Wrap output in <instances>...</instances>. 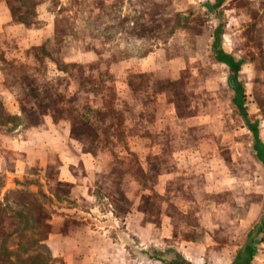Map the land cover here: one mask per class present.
<instances>
[{"label": "crops", "instance_id": "obj_1", "mask_svg": "<svg viewBox=\"0 0 264 264\" xmlns=\"http://www.w3.org/2000/svg\"><path fill=\"white\" fill-rule=\"evenodd\" d=\"M113 1L0 0V113L21 114L20 95L6 80L2 59L22 64L30 49L44 46L51 51L61 17L80 26L76 3ZM233 1H203L211 5L213 14L208 15L222 17L219 30L208 27L207 37L194 38L189 62L191 81L201 80L199 90L210 96L204 98L203 112L193 108L181 112L173 102L165 110V93L150 87L137 92L130 76L159 78L164 62L151 51L140 59L110 63L107 78L94 67L97 75L87 87H82L77 73L74 84L58 89L74 109L66 119L46 113L32 126L0 125L10 130L0 136V203L11 192L44 197L47 223L53 228L44 241L51 264H264V66L254 49L253 56H246L234 38L250 29L256 36L264 29V0H243L256 9L255 17L247 19L234 8L220 11ZM214 47L229 64L218 62ZM50 59L47 75L57 78L62 72ZM95 60L94 53L79 49L65 63ZM176 62L179 71L184 69ZM203 69L209 74L198 76ZM25 70L32 85L46 83L33 70ZM174 73L172 79L179 80ZM103 85L110 95L99 89ZM217 94L221 98L216 99ZM90 100L102 107L99 122L105 115L115 128L111 121L124 118L125 139L120 144L94 150L96 144L92 146L75 109L78 102ZM145 102L152 106L149 120L141 109ZM73 117H78L76 122ZM165 123L170 127L165 129ZM162 130L174 132L175 138L163 139ZM145 133L156 134L158 140L147 143ZM132 155L140 177L124 169L117 186L124 191L126 204L117 207L107 186L115 178L113 171L122 162L127 165ZM151 157L158 159L155 172ZM56 185L68 191L58 193ZM149 188L160 200L154 217L142 208L143 197L153 194ZM5 218L1 222L9 226ZM9 220L13 229L7 233L18 226L17 219Z\"/></svg>", "mask_w": 264, "mask_h": 264}, {"label": "rangeland", "instance_id": "obj_2", "mask_svg": "<svg viewBox=\"0 0 264 264\" xmlns=\"http://www.w3.org/2000/svg\"><path fill=\"white\" fill-rule=\"evenodd\" d=\"M203 1L204 0H195L194 3L192 0H128L126 4H124L122 0H116L112 3L84 2L82 9L84 17L88 18V20L86 19L84 22V27L85 31H87L86 34H88L89 37L84 39L85 45L81 48V50H84L87 53L90 52L91 54L94 53L96 60L94 62L87 63H94L92 64L89 73H87L81 67H78L79 69L76 68L72 70L70 85L71 83L74 84V77L78 73V77H81V81H83L82 87H87V84L92 83L97 75V72L94 71V67H98L100 69L101 74H99V76L102 75V77L107 78L109 75L107 73L108 65L114 59L117 60L123 58V54H126L127 57L133 59H140L149 55L151 51H154L157 55L155 57L164 62L159 66L158 69L159 78L158 80H153L154 78L151 79V76L148 74L130 76L131 81H134L135 83L134 88H137V92L146 90L147 87H150L153 89V91L165 93L163 105L165 110H167L169 108V104L171 106V103L173 102L181 112L183 110H187L188 108H193L198 112H203L205 109L204 98L208 99L209 95L205 94L204 91L202 92L199 90V82L202 83V81L198 80L199 82L194 84L190 79L191 74H189V66L191 65L189 62L191 61L195 52L194 38H197V36H205L206 33H208V31H205V29H208V27L213 26L218 30L220 27H222V17L220 19L219 15H215V20L210 15H208V13L213 14L211 5H205V2ZM218 6L219 4L216 5L217 8ZM217 8H215L216 13ZM232 8H234L235 12L240 10L245 19L248 17H255L256 9L253 8L252 4L244 2L243 0H234L233 2H228L225 4V6H223V8L220 9V11L226 12L228 10H232ZM123 13L126 14L125 17L122 18L121 15ZM262 21L264 24V18ZM250 30L245 31L243 34H240L236 37L234 36L236 44L240 45L241 50L245 52L246 56H253L254 52H252V50L254 49L258 54L259 59L261 58L258 60L259 65L263 67L264 29H259L256 36H254L253 31ZM120 51H122V54L119 53ZM97 55H100V58H97ZM98 59L100 60L99 62ZM175 59L176 61L181 62V67L184 69L179 71L180 68L177 66L178 62L175 61L176 65L172 62ZM124 60H119L117 62ZM174 71V74L176 75L177 73L180 77L179 80L172 79V73ZM208 74V70L203 69L198 73V76H207ZM134 83H132V85ZM77 87L79 86L77 85ZM101 87L102 86H100L99 89L105 96L110 95L109 89L108 87L106 88V85H103L105 88ZM58 89H60V87L56 89V93H58ZM194 93L197 94L196 96H198V98H194ZM215 98L219 99L221 98V95L217 94ZM62 100L65 105H69L63 98ZM93 102L94 106L97 101ZM145 103L147 104L142 105L141 109L143 110V113H145L146 117L148 116L149 120L152 106L148 102ZM98 104L100 103L98 102ZM127 109H129L128 106ZM184 116L185 115H183L182 118ZM73 118H75L74 120L76 122L77 117ZM102 118L103 120L101 119L100 122L103 124L100 123L101 126L103 129H109V126H111L109 125L110 119L108 120L105 115ZM115 119H117V121H111L116 126L115 128H112L111 126L115 135L110 134L107 140V143L111 145H118L125 139V132L123 131V128L125 127L123 121L124 118L120 116ZM78 121L83 126L82 129H84L88 134L92 146L96 144V149H104V147L101 148V146L104 145L102 144L101 140H99L98 133H94L93 131L91 132L90 127L83 125L86 120L79 118ZM163 125L166 129L170 127L171 124L165 123ZM174 125H177V123H173V126ZM161 134L163 135V139L169 140V138H175L173 136L174 132L171 133L167 130H162ZM143 136L148 140L147 143L153 139H155V141L158 140L156 134L154 135L145 133ZM135 157V155H132V157L127 162V165H124V162H122V164H120V168H116L113 171L112 177H115L114 179L118 180L119 185L125 177L124 169L126 167H128L129 172H131L133 175H138L140 177L139 166L137 165ZM160 158H162V156ZM150 159L152 161L150 165L152 170L155 172L159 167V165L157 166L158 159L153 157ZM154 175L155 173L151 174L150 177H154ZM149 179L151 182V178ZM107 188L109 189V194L117 207H122L126 204L125 199L121 201L123 194L121 193L122 190L119 186L112 187L110 185L107 186ZM54 189L58 193H65L68 191L66 187L61 185H56ZM12 198L15 199L16 197L12 196ZM20 200H22V198ZM159 201L158 194L153 191V194L143 197L142 208H149L151 213L150 216L156 215L160 205ZM5 217L7 218H5V221H9V226H5L6 224L3 225L1 222L0 229L6 234H11L12 232L7 233L6 230L8 228L13 229L12 221L9 220L13 217L8 215Z\"/></svg>", "mask_w": 264, "mask_h": 264}, {"label": "trees", "instance_id": "obj_3", "mask_svg": "<svg viewBox=\"0 0 264 264\" xmlns=\"http://www.w3.org/2000/svg\"><path fill=\"white\" fill-rule=\"evenodd\" d=\"M83 5L84 2L76 3L75 5L77 7L75 16L81 20L80 26L75 20H69L65 17H61L57 21L55 41L51 51L47 47L45 51L44 46L30 49L27 53L26 62L22 64H15L14 61L1 60V68L6 80L11 81L10 85L20 95L18 101L21 114L20 116H13L1 111L0 125L10 124V127L12 125L28 127L41 123L43 115L46 113H52L54 118L57 119H66L72 111L74 112L73 107L65 105L62 102L63 100L56 93V89L61 86L70 85L72 70L81 67L89 73L92 64H94L86 63L84 65H78L76 63H65V60L71 57L74 52L79 49L81 50L85 45L84 39L89 37L84 27V22L88 18L84 17ZM14 16L16 15L14 14ZM217 43L219 41L216 38L214 46ZM215 47L213 50L218 62L229 64V62H226L228 59L224 56L223 52ZM119 53L122 54V51ZM97 58H100V55H97ZM128 58L130 57L123 54V58L114 59L111 63ZM46 59L53 60L58 64L59 70L62 72L61 76L57 78L48 77ZM26 68L33 70L37 75H41L46 80V83L41 86L32 85L27 76ZM93 103L91 100L80 102L76 105L75 109H78L77 114L79 118L86 120L83 125L90 127L91 132L98 133L99 140H101L103 145H107L108 136L110 134L115 135V133L112 130L103 129L99 122L98 114L102 110V107L98 102L94 106ZM125 105L126 102H123L121 104L122 108H125ZM9 132V129L4 130L1 128L0 136L6 133L8 134ZM95 148L94 146V150ZM117 185L118 180L113 179L111 186L116 187ZM121 193L124 195L123 190ZM12 196L16 198L13 199ZM21 198L22 200H20ZM123 199L124 197L122 196L121 201ZM44 200V197L37 199L34 195L20 191L9 193L5 198V203H0V222L2 217L7 215L12 216L18 221V226L11 234H6L0 229V264H51L49 251L44 245V241L53 228L49 227L47 223L48 215L43 209ZM146 210L151 214L149 208Z\"/></svg>", "mask_w": 264, "mask_h": 264}]
</instances>
